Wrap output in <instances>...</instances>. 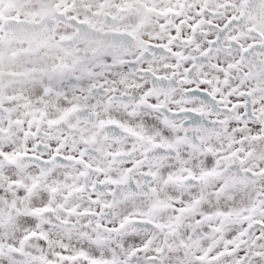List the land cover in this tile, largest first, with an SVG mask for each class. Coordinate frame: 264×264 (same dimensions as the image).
<instances>
[{
    "label": "snow or ice",
    "instance_id": "obj_1",
    "mask_svg": "<svg viewBox=\"0 0 264 264\" xmlns=\"http://www.w3.org/2000/svg\"><path fill=\"white\" fill-rule=\"evenodd\" d=\"M0 264H264V0H0Z\"/></svg>",
    "mask_w": 264,
    "mask_h": 264
}]
</instances>
